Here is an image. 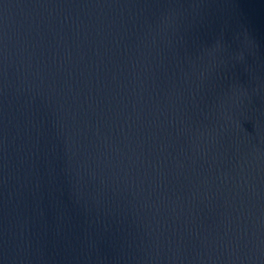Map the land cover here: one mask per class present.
<instances>
[{
  "label": "water",
  "instance_id": "95a60500",
  "mask_svg": "<svg viewBox=\"0 0 264 264\" xmlns=\"http://www.w3.org/2000/svg\"><path fill=\"white\" fill-rule=\"evenodd\" d=\"M0 264H264V0H0Z\"/></svg>",
  "mask_w": 264,
  "mask_h": 264
}]
</instances>
